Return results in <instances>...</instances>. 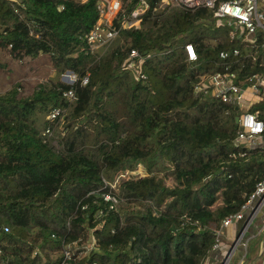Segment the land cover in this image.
<instances>
[{
  "label": "trees",
  "instance_id": "trees-1",
  "mask_svg": "<svg viewBox=\"0 0 264 264\" xmlns=\"http://www.w3.org/2000/svg\"><path fill=\"white\" fill-rule=\"evenodd\" d=\"M138 2L119 0L118 33L99 53L72 57L98 18L96 0H0V71L46 59L55 73L30 92L20 80L0 91V264H65L64 245L86 246L92 229L97 246H73L71 264H201L214 230L264 177V147L235 141V105L193 90L216 71L241 85L264 71V32L231 37L210 9L161 0H146L138 28L122 27ZM186 43L197 60L187 61ZM131 50L140 71L125 68ZM66 71L72 84L60 79ZM255 100L247 109L264 121V95ZM55 107L64 114L50 121ZM138 164L145 175L122 181L109 210L103 179ZM249 246L247 259L257 255Z\"/></svg>",
  "mask_w": 264,
  "mask_h": 264
},
{
  "label": "built area",
  "instance_id": "built-area-1",
  "mask_svg": "<svg viewBox=\"0 0 264 264\" xmlns=\"http://www.w3.org/2000/svg\"><path fill=\"white\" fill-rule=\"evenodd\" d=\"M18 3L19 0H12ZM259 0H161L159 6L165 7L166 5L180 6L186 9H196L204 7L210 9L213 16L220 20L226 27L231 29V37L236 32L239 36H242L244 40L251 41L258 32H264V5L259 7ZM264 2V0H263ZM59 9L62 6L58 7ZM148 8L146 0H139L137 6L130 12V14L123 16L121 26L128 28H138L141 15ZM96 9L98 12V18L93 27L85 34H78V39L81 42L70 56L76 57L79 53L85 54H97L102 46L113 40L117 33L118 27L115 25V19L117 18L120 10L119 0H96ZM264 45V44H263ZM185 54L187 61L197 60L198 54L191 43L184 44ZM233 54H238V49H234ZM229 55L228 51L222 50L219 52V57L224 59ZM143 58H141L136 50H131L128 58V64L125 68H132L134 71H140ZM68 76L72 84L77 76L71 72H65L61 78ZM89 74L85 75L81 82L86 84L88 82ZM142 79H146L144 74H140ZM241 85L236 82V75L231 71H216L210 76L198 81L194 84L193 90L195 94L209 95L215 99L227 102L231 105H239L240 115L238 119V131L235 141L237 144L244 146L245 148H253L258 146H264V121L258 117L255 112L248 111L247 107L243 105L244 98L243 93L246 88L249 92L258 97L264 95V71L260 73H254L247 77ZM63 95L69 100L74 99V89L70 87L63 92ZM242 108L244 110H242ZM65 109L60 107L53 108L46 116L50 121H54L60 118L64 114ZM59 132V131H58ZM42 135L48 138H52L54 133L53 129L47 127L43 130ZM57 136V135H56ZM53 145L57 148V138L52 141ZM245 154L240 153V155ZM235 154H232L234 156ZM145 175V171L138 164L133 169H123L117 172L112 180H105L104 187H108V191L100 192L102 199L107 203L109 210H114L119 202L118 190L122 181L130 178H138ZM232 172L227 173V178H231ZM264 177L259 179L253 191L247 196L245 202L241 207L226 216L220 227L214 230L215 241L212 245L211 251L219 247L223 242L225 230L232 226L236 222H240V227L237 228L235 238L230 244V248L226 253V256L221 260L220 264H232L233 253L240 247L243 251L240 259L246 257L248 248V234L253 228L255 232L253 236L261 232L264 234ZM88 204L82 205V209L86 210ZM4 232L8 231V226H2ZM1 232V229H0ZM90 231V241L86 246L77 247L76 242L68 243L63 247V263L71 264L74 259L72 247L76 246L77 249L86 251L92 250L97 246L95 238ZM261 255L264 257V242L260 245ZM210 251V252H211ZM209 252V253H210ZM36 251L34 252V254ZM82 253L79 251L77 257ZM201 264H213L210 262L208 255L204 258Z\"/></svg>",
  "mask_w": 264,
  "mask_h": 264
},
{
  "label": "rangeland",
  "instance_id": "rangeland-1",
  "mask_svg": "<svg viewBox=\"0 0 264 264\" xmlns=\"http://www.w3.org/2000/svg\"><path fill=\"white\" fill-rule=\"evenodd\" d=\"M258 5L259 7H262L264 5L263 0H259ZM9 68L10 69L0 71V91L8 88L11 83L20 80V83L23 82V92H30L32 91L34 85L39 84V82H45L48 78H55V73L51 69L50 65L46 62V59L25 62L24 65L12 62ZM60 79L64 81L61 77ZM64 82L68 83L67 81ZM243 98L246 99V101L254 98L252 103H255L256 97L254 95H250L248 88H246L245 92L243 93ZM242 110L244 109L242 108ZM262 211L264 212V207ZM259 237V235H255L250 238L249 247L255 253L258 250ZM82 246L77 245L79 248ZM77 247L75 246L76 250Z\"/></svg>",
  "mask_w": 264,
  "mask_h": 264
},
{
  "label": "crops",
  "instance_id": "crops-1",
  "mask_svg": "<svg viewBox=\"0 0 264 264\" xmlns=\"http://www.w3.org/2000/svg\"><path fill=\"white\" fill-rule=\"evenodd\" d=\"M250 95H253L251 92H249ZM256 98H258V96L254 95ZM255 98V99H256ZM254 99V98H253ZM253 99H249L246 101V99H244L243 105H245V107L248 108V106L246 105L247 102L250 101V103L252 104ZM257 101V100H255ZM258 147H264V146H258ZM256 148V147H253ZM240 222H236L234 223L232 226L228 227L225 232H224V238H223V244L221 243L219 245V247L215 250H212L209 254H208V258L210 260L211 263L213 264H220L221 260H223V258L226 256V253L228 252L229 248H230V244H232V241L235 237V233L237 228L240 227ZM255 232V229H251L249 234H248V238L250 239L251 237H253V234ZM256 235H259V242H258V250L257 252L254 254L256 255L255 257L252 258H246L244 257V259H240V257L243 254V251L240 247H237V249L234 251L233 253V261L232 264H264V257L261 255V250H260V245L261 242H264V234L259 232ZM250 243V240H249Z\"/></svg>",
  "mask_w": 264,
  "mask_h": 264
},
{
  "label": "water",
  "instance_id": "water-1",
  "mask_svg": "<svg viewBox=\"0 0 264 264\" xmlns=\"http://www.w3.org/2000/svg\"><path fill=\"white\" fill-rule=\"evenodd\" d=\"M63 80L67 81V82H71L68 76H65L63 78ZM234 110H235V118H234V120H235V123L237 124L238 123V119H239V115H240V112H241L240 108H239V105L235 106Z\"/></svg>",
  "mask_w": 264,
  "mask_h": 264
}]
</instances>
